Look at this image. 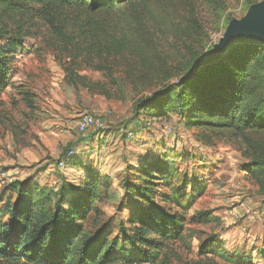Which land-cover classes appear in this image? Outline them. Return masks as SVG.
Wrapping results in <instances>:
<instances>
[{
  "label": "rangeland",
  "instance_id": "374dc122",
  "mask_svg": "<svg viewBox=\"0 0 264 264\" xmlns=\"http://www.w3.org/2000/svg\"><path fill=\"white\" fill-rule=\"evenodd\" d=\"M262 1L153 0L154 18L146 21L150 56L141 59L139 42L136 60L131 54L115 57L101 69L97 62L61 61L54 35L38 21L34 36L24 38L31 50L18 52L13 87L0 94V195L15 180L67 190L82 183L85 168L60 164L72 151L70 156L108 177L102 180L98 211L84 222L85 233L118 239L124 248L116 249L119 255L130 251L140 257L147 249L126 238L131 214L143 203L128 185L142 183L143 164L158 162L170 173L156 181L155 202L180 215L184 231L179 240L152 249L158 263L249 264L251 256L254 264H264V175L246 170L264 153V130L236 138L225 129H200L176 109L162 115L146 109L152 93H173L168 90L208 59L229 23ZM246 41L252 40L231 45ZM85 111L104 119L100 135L77 131ZM201 213L219 220L207 222ZM214 237L229 252L236 250L235 262L201 255L202 244Z\"/></svg>",
  "mask_w": 264,
  "mask_h": 264
},
{
  "label": "trees",
  "instance_id": "16d2710c",
  "mask_svg": "<svg viewBox=\"0 0 264 264\" xmlns=\"http://www.w3.org/2000/svg\"><path fill=\"white\" fill-rule=\"evenodd\" d=\"M152 3L153 0H0V94L13 87L12 71L19 61L18 52L31 50L24 38L34 36L38 21L54 35L61 61L97 62L101 69L115 57L128 58L131 54L136 60L139 42L141 51L144 49L140 57L147 59L151 42L146 37V21L154 18ZM5 41L16 45L3 46L1 42ZM172 88L168 93H173L168 95H150L146 105L149 115L176 109L200 129H225L236 138L264 130V43L233 44L222 57L200 64ZM68 154H63L68 167L85 168L82 183L71 184L67 190L65 185L15 180L0 195V260L6 264H162L152 249L163 248L184 233L183 218L172 214L169 206L155 202L156 181L166 179L168 168L158 162L143 164L139 174L142 183L128 185L143 204L131 214L133 228L126 239L147 251L140 257L132 256L130 251L119 255L116 249L124 248H120L118 239L98 234L90 237L84 228L90 213L98 211L95 204L107 175ZM246 170L256 177L264 175V153L256 154ZM201 215L207 222L219 220L208 213ZM204 253L235 262L236 250L229 252L216 237L202 244L201 255ZM246 259L254 264L253 257Z\"/></svg>",
  "mask_w": 264,
  "mask_h": 264
},
{
  "label": "water",
  "instance_id": "95a60500",
  "mask_svg": "<svg viewBox=\"0 0 264 264\" xmlns=\"http://www.w3.org/2000/svg\"><path fill=\"white\" fill-rule=\"evenodd\" d=\"M243 39L264 41V1L253 6L242 19H234L229 23L205 62L218 58L232 43Z\"/></svg>",
  "mask_w": 264,
  "mask_h": 264
},
{
  "label": "built area",
  "instance_id": "2783aa9c",
  "mask_svg": "<svg viewBox=\"0 0 264 264\" xmlns=\"http://www.w3.org/2000/svg\"><path fill=\"white\" fill-rule=\"evenodd\" d=\"M77 131L79 133H88L90 131H96L97 134H100L103 130L106 129V123L101 116H98L92 112L85 111L79 117L76 124ZM132 132H130L131 134ZM73 152H69L68 155H71ZM61 165H64L65 162L62 160Z\"/></svg>",
  "mask_w": 264,
  "mask_h": 264
},
{
  "label": "crops",
  "instance_id": "0c3cea01",
  "mask_svg": "<svg viewBox=\"0 0 264 264\" xmlns=\"http://www.w3.org/2000/svg\"><path fill=\"white\" fill-rule=\"evenodd\" d=\"M97 134V133H96ZM100 135V134H99Z\"/></svg>",
  "mask_w": 264,
  "mask_h": 264
}]
</instances>
